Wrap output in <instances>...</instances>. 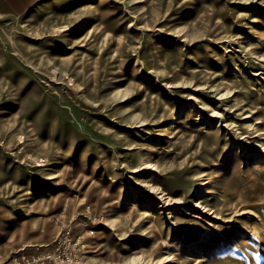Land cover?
I'll return each mask as SVG.
<instances>
[{
  "label": "rangeland",
  "instance_id": "obj_1",
  "mask_svg": "<svg viewBox=\"0 0 264 264\" xmlns=\"http://www.w3.org/2000/svg\"><path fill=\"white\" fill-rule=\"evenodd\" d=\"M0 264H264V0H0Z\"/></svg>",
  "mask_w": 264,
  "mask_h": 264
},
{
  "label": "bare ground",
  "instance_id": "obj_2",
  "mask_svg": "<svg viewBox=\"0 0 264 264\" xmlns=\"http://www.w3.org/2000/svg\"><path fill=\"white\" fill-rule=\"evenodd\" d=\"M202 190V189H201Z\"/></svg>",
  "mask_w": 264,
  "mask_h": 264
}]
</instances>
